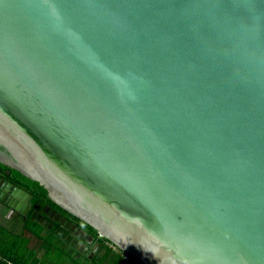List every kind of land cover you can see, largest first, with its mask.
Wrapping results in <instances>:
<instances>
[{
	"label": "water",
	"instance_id": "water-1",
	"mask_svg": "<svg viewBox=\"0 0 264 264\" xmlns=\"http://www.w3.org/2000/svg\"><path fill=\"white\" fill-rule=\"evenodd\" d=\"M0 163L140 264H264V0H0Z\"/></svg>",
	"mask_w": 264,
	"mask_h": 264
},
{
	"label": "crops",
	"instance_id": "crops-1",
	"mask_svg": "<svg viewBox=\"0 0 264 264\" xmlns=\"http://www.w3.org/2000/svg\"><path fill=\"white\" fill-rule=\"evenodd\" d=\"M74 227L78 234L72 239H64L48 229L45 221H25L24 217L16 216L0 203V255L11 264L139 263L100 238L91 227L82 224ZM70 246L73 250H69ZM6 262L0 261V264Z\"/></svg>",
	"mask_w": 264,
	"mask_h": 264
},
{
	"label": "trees",
	"instance_id": "trees-1",
	"mask_svg": "<svg viewBox=\"0 0 264 264\" xmlns=\"http://www.w3.org/2000/svg\"><path fill=\"white\" fill-rule=\"evenodd\" d=\"M0 175L4 176L14 185L26 190L27 192H30L34 196L33 207H32L33 210L48 205L52 207L53 211L58 212V215L61 214L63 216L71 218L77 221L79 224H82L87 228H89V226L85 224L83 221L67 213L62 208L54 204L51 200H49L47 197V191L44 190V188L40 186L38 182L32 181L31 179H27L26 177L22 176L19 172L8 168L7 166H4L1 163H0ZM43 218L47 223L52 224V226L54 227L59 226L57 221L53 220L51 217H48L46 214L43 216Z\"/></svg>",
	"mask_w": 264,
	"mask_h": 264
},
{
	"label": "flooded vegetation",
	"instance_id": "flooded-vegetation-1",
	"mask_svg": "<svg viewBox=\"0 0 264 264\" xmlns=\"http://www.w3.org/2000/svg\"><path fill=\"white\" fill-rule=\"evenodd\" d=\"M1 176H0V178H2ZM4 179H6V178H4ZM6 180H8V179H6ZM33 201H34V196H33V199H32V207H33ZM48 207H50V206L46 205L44 207L37 208L35 210H33L31 208L30 213L27 214L26 217H24L25 221L32 219V220L37 221V222H42V221H45L43 216L46 214L48 217H51L53 220L57 221L58 224H59V226L54 227V226H52V224H49V223H47L45 221L47 228L52 230V232L55 235H59V237L64 238V239H72L73 237H75L78 234V232L75 229L74 225L75 224H79V223L77 221H75V220H73L71 218H68L66 216H63L61 214L58 215V212L53 211L52 207H50L49 211L46 212V209Z\"/></svg>",
	"mask_w": 264,
	"mask_h": 264
},
{
	"label": "built area",
	"instance_id": "built-area-1",
	"mask_svg": "<svg viewBox=\"0 0 264 264\" xmlns=\"http://www.w3.org/2000/svg\"><path fill=\"white\" fill-rule=\"evenodd\" d=\"M127 261H130V259L129 258H127L126 259ZM0 261H4V262H6V260L3 258V256H1L0 255ZM7 264H11L10 262H6ZM138 264H140V263H138Z\"/></svg>",
	"mask_w": 264,
	"mask_h": 264
},
{
	"label": "rangeland",
	"instance_id": "rangeland-1",
	"mask_svg": "<svg viewBox=\"0 0 264 264\" xmlns=\"http://www.w3.org/2000/svg\"><path fill=\"white\" fill-rule=\"evenodd\" d=\"M30 223V222H29ZM33 224V223H32ZM35 225V224H34ZM73 250L72 246H70L69 250ZM60 251V250H59ZM61 252V251H60ZM56 255H60L59 253L56 252Z\"/></svg>",
	"mask_w": 264,
	"mask_h": 264
}]
</instances>
